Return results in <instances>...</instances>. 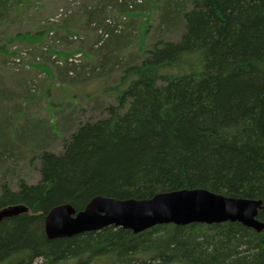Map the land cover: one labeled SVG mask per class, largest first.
<instances>
[{
  "label": "trees",
  "instance_id": "16d2710c",
  "mask_svg": "<svg viewBox=\"0 0 264 264\" xmlns=\"http://www.w3.org/2000/svg\"><path fill=\"white\" fill-rule=\"evenodd\" d=\"M179 3L164 0L159 23L178 25L179 39L159 38L146 46L149 22L144 21L137 42L142 61L129 56L117 61V77H98L103 88L100 95L88 94L89 102L114 95V103L106 106V116L79 123L63 138L60 152L42 146L51 131L44 129L48 133L34 141L28 138L35 132L29 123L0 120V147L21 141L36 152L41 175L37 183L18 178L17 189L0 184V209L28 208L0 221V264H34L39 258L37 264H55L78 257H108L112 264H264V228L237 221L165 223L139 233L108 226L55 239L44 230V215L60 204L81 210L98 195L149 198L193 188L262 200L258 219L264 222V0ZM18 4L23 0H0V19ZM48 28L9 42L42 41ZM43 47L36 61L47 56L62 66L82 55ZM77 61L72 69L81 65ZM35 65L51 73L48 65ZM62 115L53 133L70 124Z\"/></svg>",
  "mask_w": 264,
  "mask_h": 264
},
{
  "label": "rangeland",
  "instance_id": "374dc122",
  "mask_svg": "<svg viewBox=\"0 0 264 264\" xmlns=\"http://www.w3.org/2000/svg\"><path fill=\"white\" fill-rule=\"evenodd\" d=\"M179 1L185 0H170L174 5L180 4ZM162 3L164 0H23V4L9 7L1 16L4 19H0V47H5L0 48V120L6 118L10 125L12 121L22 126L24 122L29 123L35 132L28 138L34 141L51 131L49 140L42 146L60 152L63 138L79 123L106 116V106L114 103V95H106L98 103L89 102L88 94L100 95L103 88L104 82L98 77L101 74L117 77V61H125L129 56H133L134 63L142 61L137 42L144 21L149 22L146 46L159 38L179 39L178 25L159 24ZM124 4L128 8L136 6V10L123 12ZM42 26L49 27L42 41L21 36L22 39L9 42L17 34L34 36ZM109 28L114 29L111 36ZM101 34L104 36L99 44ZM41 44L46 52L52 48L69 57L81 52L82 55L74 56L81 59L66 60L62 66L47 56H40L36 61ZM17 56H20L18 62L15 61ZM61 58L65 61L66 57ZM74 61L81 65L72 69ZM34 63L48 65L51 73L33 66ZM60 113L68 116L70 124L61 125L58 133H53ZM20 143L8 142L0 147V184L8 182L13 189L18 188V178L37 183L41 177L36 152ZM42 260L39 258L34 264ZM55 264H112V261L108 257L90 261L78 257L61 259Z\"/></svg>",
  "mask_w": 264,
  "mask_h": 264
},
{
  "label": "water",
  "instance_id": "95a60500",
  "mask_svg": "<svg viewBox=\"0 0 264 264\" xmlns=\"http://www.w3.org/2000/svg\"><path fill=\"white\" fill-rule=\"evenodd\" d=\"M262 200L227 196L205 188L160 192L149 198L120 199L98 195L77 210L72 204L54 206L45 215L44 230L49 239L116 226L142 232L158 224L187 225L194 222L237 221L257 231L264 228L258 219ZM28 211L24 204L0 209V221Z\"/></svg>",
  "mask_w": 264,
  "mask_h": 264
},
{
  "label": "built area",
  "instance_id": "2783aa9c",
  "mask_svg": "<svg viewBox=\"0 0 264 264\" xmlns=\"http://www.w3.org/2000/svg\"><path fill=\"white\" fill-rule=\"evenodd\" d=\"M20 55H21V53H20ZM19 57H20V56L15 57V61H16V62H18V61L20 60ZM78 57H79V56H77V57H75V58H72V59H76V60H77Z\"/></svg>",
  "mask_w": 264,
  "mask_h": 264
},
{
  "label": "bare ground",
  "instance_id": "6f19581e",
  "mask_svg": "<svg viewBox=\"0 0 264 264\" xmlns=\"http://www.w3.org/2000/svg\"><path fill=\"white\" fill-rule=\"evenodd\" d=\"M48 212H49V211H48ZM48 212H47V213H48ZM47 213H46V214H47ZM46 214H45V215H46ZM45 215H44V220H45Z\"/></svg>",
  "mask_w": 264,
  "mask_h": 264
}]
</instances>
